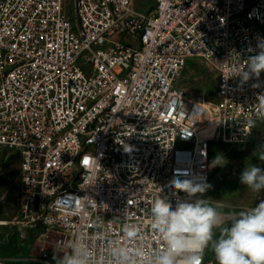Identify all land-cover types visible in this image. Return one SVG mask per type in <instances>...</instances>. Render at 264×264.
I'll return each mask as SVG.
<instances>
[{
	"label": "built area",
	"instance_id": "built-area-1",
	"mask_svg": "<svg viewBox=\"0 0 264 264\" xmlns=\"http://www.w3.org/2000/svg\"><path fill=\"white\" fill-rule=\"evenodd\" d=\"M135 3L0 0V149L18 159L19 215L39 230V264H55V249L62 256L77 237L110 264L126 224L156 247L155 196L174 207L176 176L210 184L203 122H216L214 141L238 145L260 121L264 71L242 86L225 77L261 51L264 0ZM192 59L215 74L212 114L176 87Z\"/></svg>",
	"mask_w": 264,
	"mask_h": 264
},
{
	"label": "clouds",
	"instance_id": "clouds-1",
	"mask_svg": "<svg viewBox=\"0 0 264 264\" xmlns=\"http://www.w3.org/2000/svg\"><path fill=\"white\" fill-rule=\"evenodd\" d=\"M258 46L259 54L250 57L243 67H233L225 80L238 76L242 86L259 78L264 71V44ZM254 113L264 121V93L257 95ZM259 159L264 160V151L259 153ZM226 162L217 155L211 166L223 167ZM240 182L260 193L264 190V169L249 165L241 173ZM169 184L176 196L175 206L159 194L149 208L148 226L157 246L150 248L139 243L140 225H123L120 240L111 242L106 252L110 264H203V254L209 249L215 264H264V200L254 207L225 210L219 201L213 204L205 198L211 185L203 180L176 176ZM179 192L187 198L181 199ZM67 249L59 252L63 254L59 257L55 249V264H104L79 237L71 239Z\"/></svg>",
	"mask_w": 264,
	"mask_h": 264
},
{
	"label": "rangeland",
	"instance_id": "rangeland-1",
	"mask_svg": "<svg viewBox=\"0 0 264 264\" xmlns=\"http://www.w3.org/2000/svg\"><path fill=\"white\" fill-rule=\"evenodd\" d=\"M153 3L154 0H137L135 8L137 11H146ZM176 87L194 103L202 100L214 104L218 99L215 94V74L199 59L188 62L177 80ZM261 151H264V121L261 120L257 122L250 140L245 144L212 142L209 147L211 164L217 155H222L227 162L223 167L212 169L211 188L205 198L213 204L219 201L225 210L254 207L264 200V190L254 193L240 182L241 173L249 165L264 169V160L259 159ZM234 167L237 169L233 170ZM222 185L235 186L234 195L219 198L216 191ZM19 201L18 159L14 154L0 149V222L6 223L0 226V256L7 259V264H37L40 245L36 239L39 230L21 223ZM46 248L49 249L50 246L47 245ZM205 259H210L208 262L215 261L210 249L206 250Z\"/></svg>",
	"mask_w": 264,
	"mask_h": 264
},
{
	"label": "bare ground",
	"instance_id": "bare-ground-1",
	"mask_svg": "<svg viewBox=\"0 0 264 264\" xmlns=\"http://www.w3.org/2000/svg\"><path fill=\"white\" fill-rule=\"evenodd\" d=\"M195 104L197 106H199L200 110L203 112H208V113L212 114L214 111L213 110V104L210 102H205V101L201 100V101L196 102ZM202 125L203 126L201 127L200 133H199L200 138L202 140L214 142V131H215V127H216V122H214L212 119H210L207 122H203ZM5 224L6 223H4V222H0V226L5 225Z\"/></svg>",
	"mask_w": 264,
	"mask_h": 264
},
{
	"label": "crops",
	"instance_id": "crops-1",
	"mask_svg": "<svg viewBox=\"0 0 264 264\" xmlns=\"http://www.w3.org/2000/svg\"><path fill=\"white\" fill-rule=\"evenodd\" d=\"M211 168L214 169V167H212V166H211ZM210 181H211V179H210ZM210 184H211V182H210ZM235 191H236V189H235V186H233V185L232 186L231 185H222V186H219V188L216 191V194L219 198H227V197H232V195H234ZM31 251L34 253V250H31ZM0 258L5 259L6 264H7V259L4 256H0ZM210 263L215 264V261L211 260ZM37 264H39V263H37Z\"/></svg>",
	"mask_w": 264,
	"mask_h": 264
}]
</instances>
